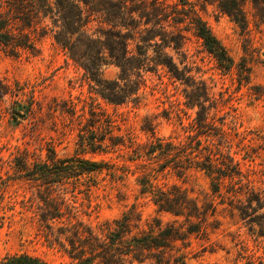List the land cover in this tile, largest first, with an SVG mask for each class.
<instances>
[{
    "label": "rangeland",
    "instance_id": "374dc122",
    "mask_svg": "<svg viewBox=\"0 0 264 264\" xmlns=\"http://www.w3.org/2000/svg\"><path fill=\"white\" fill-rule=\"evenodd\" d=\"M189 1L235 62L230 71H223L202 41L192 31L185 32V65L192 69L187 75L207 83L211 97L207 106L213 105L208 121L218 133L202 135V142L229 153L264 200V23L251 4L246 6L248 22L242 27L215 5L204 7L203 0ZM92 28H97L96 22ZM37 46L36 55L13 54L0 44V260L28 254L47 264H80L69 254L73 238L69 214L47 218L58 206L78 208L79 219L96 233L133 205L138 213L134 233L147 229L156 218L163 223L174 221L175 217L159 213L149 198L140 195L136 182L157 164L132 162L129 157L134 148L147 145L154 136L180 146L198 134L199 109L188 106L185 81L172 78L165 70L145 72L146 82L137 101L133 96L125 104H111L52 34ZM169 52L183 69L176 53ZM101 74V79L115 81L120 69L108 62ZM108 120L115 126L112 137L123 136L125 146L111 147ZM92 141L98 145L95 150ZM130 141L132 148H128ZM71 157L117 164L118 175L127 168L131 172L125 181L115 180L109 172L85 176L77 190L69 185L64 194L45 203L39 183L29 180L25 169ZM189 175L179 179L171 174L160 184H178L201 199L211 193L203 172L193 170ZM263 214L264 209L256 215ZM217 219L218 229L209 237L193 236L189 246L182 248L187 264H264V229L254 224L251 230L249 218L243 220L227 205L219 207Z\"/></svg>",
    "mask_w": 264,
    "mask_h": 264
},
{
    "label": "trees",
    "instance_id": "16d2710c",
    "mask_svg": "<svg viewBox=\"0 0 264 264\" xmlns=\"http://www.w3.org/2000/svg\"><path fill=\"white\" fill-rule=\"evenodd\" d=\"M248 4L264 23V0H203L204 7L215 5L242 27L248 22ZM94 22L97 28L93 30ZM186 31H192L202 41L223 71L234 67L235 62L226 47L189 0H0V44L10 48L13 54L27 51L36 55L38 42L52 34L55 42L85 70L98 86V93L109 103L125 104L133 96L137 101L146 82L145 72L165 70L172 78L185 81L188 106L199 109L196 117L199 132L188 144L178 146L154 136L147 145L134 148L129 157L132 162L146 160L157 164L148 173L139 175L136 182L140 195L149 198L159 213L175 217L174 221L163 223L156 218L147 229L134 233L138 213L133 205L120 218L101 225V232L96 233L79 219V210L74 206L65 210L58 206L47 215L54 220L69 214L73 230L69 254L80 264H145L148 261L187 264L182 248L189 246L193 236L209 237L217 230L219 207L225 205L232 213L237 210L243 220L249 218L251 230L254 224L264 229V214L256 215L264 209L262 195L229 153L202 142V135L215 137L218 133L216 126L208 121V111L213 105L207 106L211 102L207 83L187 75L192 69L185 65ZM132 43L134 47L130 49ZM169 51L176 53L183 69ZM108 62L120 69L115 81L101 79L102 69ZM107 123L111 147L125 146L121 143H124L123 136L112 137L115 129L112 121ZM130 142L128 148L133 147ZM90 144L93 150L98 148L94 141ZM119 170L117 164L71 157L38 163L33 169H25V176L39 183L42 198L48 204L50 197L64 194L69 185L77 190L85 176L109 172L115 180L125 181L130 169L123 175H118ZM193 170L203 172L210 182L211 193L204 199L178 184H160L171 174L179 179L188 178ZM91 190L89 185L88 193ZM0 264L47 263L28 254H14L0 260Z\"/></svg>",
    "mask_w": 264,
    "mask_h": 264
}]
</instances>
